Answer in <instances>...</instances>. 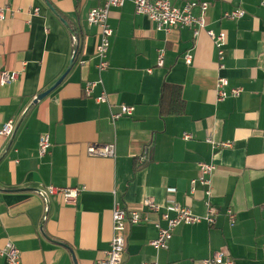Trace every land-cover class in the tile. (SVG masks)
Segmentation results:
<instances>
[{
	"label": "crops",
	"instance_id": "crops-1",
	"mask_svg": "<svg viewBox=\"0 0 264 264\" xmlns=\"http://www.w3.org/2000/svg\"><path fill=\"white\" fill-rule=\"evenodd\" d=\"M172 1L177 7L207 2L204 13L198 6L191 12L202 16L208 29L225 32L222 67L203 29L197 36L189 27L156 30L126 0L109 10L113 34L108 66L99 75L98 28L86 16L102 0H0L12 11L0 20V70L17 72L14 81L0 84V127L9 119L17 126L13 137H0V246L13 242L22 264H93L109 248L114 202L145 214L142 202L152 197L162 206L174 202L204 215L203 186L191 184L200 175L199 162L215 166L214 224H180L159 250L150 245L157 236L152 223L127 224L124 262L200 264L224 251L233 264H264V7L260 0ZM234 8L245 15L223 17ZM74 32L80 51L72 68L32 103L67 69ZM219 76L240 87L239 96L217 101ZM99 77L101 84L86 96L85 83ZM164 84L179 86L178 112H168L173 92L163 95ZM102 90L108 103L95 100ZM120 104L133 106V112L112 121L110 113ZM42 133L51 145L39 156ZM208 138L231 145L213 147ZM89 143H114L115 154L90 156ZM48 184L82 190L74 204L59 196L43 200L37 192ZM228 208L236 213L233 221Z\"/></svg>",
	"mask_w": 264,
	"mask_h": 264
},
{
	"label": "built area",
	"instance_id": "built-area-1",
	"mask_svg": "<svg viewBox=\"0 0 264 264\" xmlns=\"http://www.w3.org/2000/svg\"><path fill=\"white\" fill-rule=\"evenodd\" d=\"M126 0H102L99 6L91 8L87 12L86 21L89 25L98 28V41L95 45V56L97 62L95 67L100 75V72L108 66V50L110 45V37L113 30L108 23L109 10L112 7H121ZM134 5V12L141 14L150 19L154 24L156 30L168 32L173 27H189L193 31V35L197 36L200 30H204L207 36L212 41L218 60L219 68L222 67L221 60L223 59L224 45L226 35L224 31L215 32L206 27V22L202 16H195L191 10L194 6H198L201 13L207 8V2H188L183 7H177L172 0H130ZM260 5L264 7V0H260ZM38 12V8L34 9ZM7 13L12 11L7 7L0 6V20H3ZM245 15V11L241 8H234L223 13V17L234 20ZM164 50H158L157 64L159 66L163 63ZM73 57V55H72ZM191 57L186 55L185 62L190 63ZM17 77L16 71L0 70V84L4 85L14 81ZM101 84V79L97 81L86 82L84 85V93L90 96L93 88ZM215 98L217 101L223 100L227 97H237L241 93L240 87H230L227 78L219 76L216 79L214 86ZM95 100L100 103H108V97L104 90L100 95L95 97ZM133 112V106L120 104L117 111L110 113L112 121L117 120L122 116H130ZM16 121L14 119L7 120L0 127V137L8 138L12 136ZM184 138H188L189 134L184 133ZM213 147H229L230 142L215 143L211 138L207 139ZM49 136L45 133L40 134L38 138V154L44 156L50 150ZM86 153L90 156L97 157H113L115 154V144L106 143H89L86 146ZM146 158V151L140 156V160ZM198 169L200 175L191 180L194 185L198 182L203 186L204 193V207L205 214L198 215L191 211L187 206L171 202L167 205L158 204L154 198H144L142 205L146 208L147 213L142 214L138 210H127L120 206L119 203L114 202L111 210L112 221V237L109 248L104 252V255L97 258L93 264H126L123 260V253L126 247L125 228L127 224H140L150 222L157 229V236L150 241V245L159 250L166 248L170 240L173 230L180 224H195L205 221L212 225L215 222L217 209L211 204V175L215 169L214 164L199 162ZM82 188L76 186H55L52 184L46 185L42 190L37 192L38 196L43 200H47L49 196H59L65 204H74L78 194ZM169 192H173L169 189ZM149 213L155 217L151 219ZM226 214L230 221H233L236 213L228 208ZM163 222V223H162ZM0 257L4 258L5 264H22L20 252L18 248L10 240L6 241L3 246H0ZM200 264H233V258L227 255L224 251L214 252L211 256L203 258L199 261ZM139 264H159L153 262H141Z\"/></svg>",
	"mask_w": 264,
	"mask_h": 264
},
{
	"label": "trees",
	"instance_id": "trees-1",
	"mask_svg": "<svg viewBox=\"0 0 264 264\" xmlns=\"http://www.w3.org/2000/svg\"><path fill=\"white\" fill-rule=\"evenodd\" d=\"M79 51H80L79 35L76 34V32H74L72 34V55H73V59L76 58ZM167 89H172V92H173L170 100L167 103V108L169 110L168 112H170V113L178 112L179 108H181V97H180L179 86L173 85V84L172 85L171 84H164L162 87V94L163 95ZM164 109H165V106H164L163 101H162L161 111L163 112Z\"/></svg>",
	"mask_w": 264,
	"mask_h": 264
},
{
	"label": "water",
	"instance_id": "water-1",
	"mask_svg": "<svg viewBox=\"0 0 264 264\" xmlns=\"http://www.w3.org/2000/svg\"><path fill=\"white\" fill-rule=\"evenodd\" d=\"M75 62V59H71L69 62V65L67 67V69L65 70V72L54 82V84L52 86H50L49 88H47L46 90L40 92L33 100L32 103H36L38 100L42 99L43 97H45L49 92H51L56 86H58L62 80L64 79V77L66 76V74L69 72V70L72 68L73 64ZM17 129V126H15L14 131L12 133V137L14 136V133Z\"/></svg>",
	"mask_w": 264,
	"mask_h": 264
}]
</instances>
